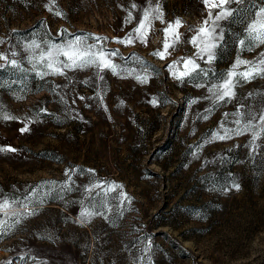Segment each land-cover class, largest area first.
Instances as JSON below:
<instances>
[{
  "label": "rangeland",
  "instance_id": "obj_1",
  "mask_svg": "<svg viewBox=\"0 0 264 264\" xmlns=\"http://www.w3.org/2000/svg\"><path fill=\"white\" fill-rule=\"evenodd\" d=\"M146 2L0 0V53L25 69H0V149H15L0 150V204L9 202L0 209V264H264V132L255 152L251 133L211 140L222 121L235 126L224 114L238 104L264 109V76L206 113L207 86H196L205 81L177 80L167 67L180 61L182 71L181 58L196 52L189 41L208 17L204 0H158L165 22L153 21L146 43L116 42L137 27ZM226 7L234 14L219 22L216 73L264 53V44L239 46L248 24L264 19L256 16L264 0ZM177 18L179 42L166 58L153 55ZM74 36H89V44L91 36L107 38L104 47L119 50L112 60L124 71L105 70L103 80L95 67L36 76L28 58ZM31 41L40 47L26 51ZM145 73L140 83L135 77ZM66 170L75 183L59 194ZM101 182L92 200L112 209L108 219L80 223L84 186Z\"/></svg>",
  "mask_w": 264,
  "mask_h": 264
},
{
  "label": "snow or ice",
  "instance_id": "obj_2",
  "mask_svg": "<svg viewBox=\"0 0 264 264\" xmlns=\"http://www.w3.org/2000/svg\"><path fill=\"white\" fill-rule=\"evenodd\" d=\"M233 2H239V0H204V4L208 9V17L189 41L196 48V52L192 57L181 58L183 61L182 71L176 67L180 61H173L172 64L167 66L170 74L177 80L183 81L187 79L194 82L203 79L205 81V83H198L196 86L201 88L207 86L208 95L203 97V99L209 100L211 107L205 110L206 113H210L212 109L221 103H229L235 99L237 95L236 89L242 83L250 82L259 76H264V53H261L260 59L256 61L243 60L237 57L233 65L226 72L216 73L211 68L212 63L217 59L216 49L221 46L224 40V30L219 27V22L226 20L234 14V10L226 7ZM132 7L136 8V5L133 4ZM213 9H219L214 16L212 12ZM57 15H61V13H57ZM256 16L258 18L264 17V8H260ZM132 19V13L129 12L127 22H131ZM154 20H159L161 23H164V13L160 8L158 0L155 5H153L152 0H147L146 6L142 9V16L137 27L132 29L125 38L114 39L116 42L125 45H130L137 41L146 43L147 31L152 27ZM181 25L182 21L179 18L168 22V26L163 29L165 33L163 50H156L153 55L164 59L170 54L168 49L174 47L175 44L179 42V27ZM245 32L247 34V39H241L239 41L241 49L252 44H264V19L254 20L248 24ZM88 39L89 36H74L71 40L64 43L49 44L47 50H42L39 56L29 57L28 59L29 62L33 64L35 75L43 79L46 75H65L67 71L90 67H95L97 69V77L100 80L104 78L100 73L105 70H110L114 75H120L121 71H124V69H121L120 66L112 60V57L119 55V50L107 49L104 47L102 41L107 39L105 37L91 36V39L94 41V43L91 44L88 43ZM33 47L39 48L40 45L37 44L36 41H31L25 46V50L27 51ZM12 55L15 56L16 53ZM61 57H63V59H61ZM0 59L5 61V64H0V69L11 66L20 71H25L15 59L9 60L8 57L2 53H0ZM197 60L203 61L209 67H201V65L197 63ZM37 65H39V67H37ZM132 74V72H128V75ZM148 75L150 74L145 73L143 75H137L135 78L139 80L140 83H147ZM248 95L252 96V93ZM81 99H83V97H81ZM150 102L155 104V98ZM229 115L235 117L232 121V124L235 126L232 128L225 127L222 121L219 126L220 130L211 133V140L231 139L233 136L251 133L250 149L252 152H255L258 147L255 142L260 138L261 133L264 132V109H262L259 114H256L248 110L246 105L238 104L235 112L224 114L225 118ZM3 118L14 119V117L10 116H4ZM203 118L207 119V115H204ZM26 130L27 128L21 129V131ZM0 150L15 151V149H12L10 146L7 149ZM69 171L71 170H66L65 172L68 179L60 186L59 194L72 190V184L75 182L72 181L71 176L68 175ZM87 171L94 172V170ZM51 183L53 185L55 184V182ZM84 187L89 199L87 206H85L84 200L79 202L82 205L81 211L78 214L79 222H90L94 216H102L108 219L107 213L111 212L112 209L103 201H96L93 203L92 200V194L97 188H100L102 191L104 190L103 182L89 184ZM233 187L238 190L239 185H233ZM39 191L40 189L34 188L29 195L35 196ZM44 195H53V189H48ZM8 203L9 202L5 200L3 204H0V209L6 207ZM2 228L3 223L0 222V234H4Z\"/></svg>",
  "mask_w": 264,
  "mask_h": 264
}]
</instances>
